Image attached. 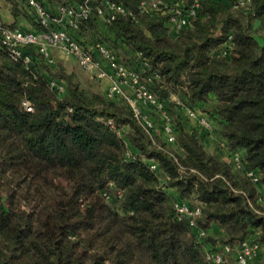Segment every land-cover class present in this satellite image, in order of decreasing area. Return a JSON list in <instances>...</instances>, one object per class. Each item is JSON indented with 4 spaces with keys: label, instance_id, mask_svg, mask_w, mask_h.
<instances>
[{
    "label": "trees",
    "instance_id": "trees-1",
    "mask_svg": "<svg viewBox=\"0 0 264 264\" xmlns=\"http://www.w3.org/2000/svg\"><path fill=\"white\" fill-rule=\"evenodd\" d=\"M6 1L11 18L0 14L3 26L24 20L43 28L27 0ZM37 1L53 13L82 0ZM109 1L134 18L107 23L93 10L78 34L130 65L148 61L176 148L166 146L158 120L150 136L120 97L80 88L35 46L24 48L27 64L13 60L0 39V264H216L208 251L245 239L264 250V0L236 7L238 0H198L190 26L177 33L168 13H139L143 0ZM174 1L166 0L168 8ZM53 79L62 93L50 87ZM173 96L241 152V170L206 148L208 134ZM174 197L200 205L196 228L176 217ZM211 225L221 234L208 233ZM250 227L258 230L254 239ZM197 228L206 230L201 240ZM223 258L219 264H231Z\"/></svg>",
    "mask_w": 264,
    "mask_h": 264
},
{
    "label": "built area",
    "instance_id": "built-area-1",
    "mask_svg": "<svg viewBox=\"0 0 264 264\" xmlns=\"http://www.w3.org/2000/svg\"><path fill=\"white\" fill-rule=\"evenodd\" d=\"M27 1L43 28L29 30L19 24L10 28L3 26L0 20L1 44L13 60H20L27 64L30 61V55L24 52V48L29 46H35L49 64L54 63L50 53L53 49L71 56L81 69L93 74L100 81L103 79L108 81V85L104 90L106 96L123 99L150 136L156 131L154 120L152 115L150 116L143 109H152L160 122V131L166 146L176 148L172 116L166 103L158 97L152 88L157 75L147 72L149 68L148 61L142 59L138 67L130 65L121 60L101 42L90 41L89 33L83 32L84 37L78 34L81 23L90 16L93 10L98 17L107 23L113 21L119 15L134 18V14L130 10L109 0H104L95 6L91 5V0H82L81 3L76 5H58L56 10L50 13L37 0ZM246 2V0H238L235 7L237 5L243 6ZM197 9L198 0H191L190 2L175 0L170 8H168L166 0H143L138 6L139 13H168L170 29L175 33L186 26H190L191 19L196 15ZM218 54L227 55V50L222 49ZM49 84L56 93L63 92L64 86L61 82L53 79L49 81ZM175 102L184 108L187 118L196 120L197 126L205 131L208 137L214 134V128L206 116L196 109L184 106L179 100ZM23 106L27 111L32 110L27 101H23ZM218 149L221 150L222 157L230 163L234 170L239 171L243 168L244 159L241 152L229 150L220 137ZM126 157H130L129 151L126 153ZM149 169L158 174V165L153 159L149 160ZM180 171H183L182 168ZM246 175L254 182L258 180L254 170H247ZM172 206L178 219H187L189 226L196 228L195 217L200 213L198 203L194 202L189 205L185 200L174 197ZM205 235V229L197 228V238L199 240L203 239ZM259 248L260 246L257 243L245 239L237 248L223 245L219 251H208L206 258L219 264L224 261L223 257H229L231 253H235L238 264H247Z\"/></svg>",
    "mask_w": 264,
    "mask_h": 264
},
{
    "label": "crops",
    "instance_id": "crops-1",
    "mask_svg": "<svg viewBox=\"0 0 264 264\" xmlns=\"http://www.w3.org/2000/svg\"><path fill=\"white\" fill-rule=\"evenodd\" d=\"M0 14H1V17L3 19L9 20L11 18L9 9L4 11L1 8V6H0ZM18 24L21 25L23 28H26V29H29V30L32 29L31 25L27 21L20 20V21H18L17 25ZM50 53H51V56L53 57L54 60H56L55 56H62V57L64 56L63 53H61L58 50H54V49L51 50ZM74 61H75V59H74ZM100 84H101V88L103 90H105V88L108 85V81L106 79H103V80L100 81ZM103 90H102V92H103ZM152 118H153L154 121H157L156 115H152ZM189 120H190V123L192 125H197L195 119L191 118ZM206 148L208 150H210V151L215 149V151L217 150V151L221 152V150L218 149L219 148V136L217 134H212L211 136L208 137V140L206 142ZM258 189L261 192V194L264 195V186L260 185V186H258ZM207 231H208V233H211V234H217V235L221 234V230L217 229L216 226H214V225H211L210 228H208ZM257 234H258V230L256 228L250 227L248 229V238L254 239L257 236ZM229 257H230L229 260H230L231 264H238L237 261H236V254L235 253H231ZM262 260H264V250H263L262 247H260L259 249H257L255 251V255L252 258L249 259L247 264H259Z\"/></svg>",
    "mask_w": 264,
    "mask_h": 264
},
{
    "label": "rangeland",
    "instance_id": "rangeland-1",
    "mask_svg": "<svg viewBox=\"0 0 264 264\" xmlns=\"http://www.w3.org/2000/svg\"><path fill=\"white\" fill-rule=\"evenodd\" d=\"M0 6L6 11L8 10L9 4L6 0H0ZM55 59L54 64L62 67L67 73H72L80 88L102 92L103 89L101 88L100 80H98L93 74L81 69L71 56L64 54L63 57L55 56ZM172 98L173 100L175 99L174 101L178 100L175 96Z\"/></svg>",
    "mask_w": 264,
    "mask_h": 264
}]
</instances>
